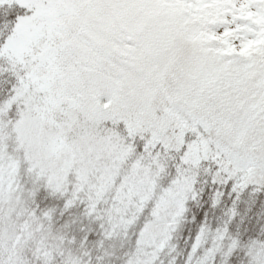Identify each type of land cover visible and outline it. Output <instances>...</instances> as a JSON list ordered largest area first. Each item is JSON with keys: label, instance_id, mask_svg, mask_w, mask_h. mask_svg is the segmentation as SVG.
<instances>
[{"label": "snow or ice", "instance_id": "6c2138e0", "mask_svg": "<svg viewBox=\"0 0 264 264\" xmlns=\"http://www.w3.org/2000/svg\"><path fill=\"white\" fill-rule=\"evenodd\" d=\"M0 264H264V0H0Z\"/></svg>", "mask_w": 264, "mask_h": 264}]
</instances>
